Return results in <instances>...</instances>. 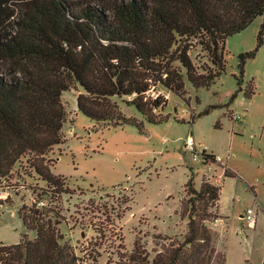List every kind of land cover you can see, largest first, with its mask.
Listing matches in <instances>:
<instances>
[{"label": "trees", "instance_id": "trees-1", "mask_svg": "<svg viewBox=\"0 0 264 264\" xmlns=\"http://www.w3.org/2000/svg\"><path fill=\"white\" fill-rule=\"evenodd\" d=\"M259 17L256 50L239 56V86L246 61L263 45L264 0H0V184L27 158L43 182L64 192L66 178L52 172L49 155L66 142L65 92L76 89L79 112L101 126H140L122 104L160 123L168 102L158 89L184 98L186 82L195 89L215 84L226 70V40ZM203 154L206 164L215 158ZM184 192L183 240L153 257L136 240L127 264L227 263L208 225L222 187L203 177L197 189L191 176ZM18 215L36 238L1 244L0 264H76L73 248L62 243L59 211L35 202Z\"/></svg>", "mask_w": 264, "mask_h": 264}, {"label": "rangeland", "instance_id": "rangeland-1", "mask_svg": "<svg viewBox=\"0 0 264 264\" xmlns=\"http://www.w3.org/2000/svg\"><path fill=\"white\" fill-rule=\"evenodd\" d=\"M262 23L259 17L226 40V70L209 88L186 82L184 98L159 88L168 102L159 112L167 119L160 123L122 104L140 126H101L79 112L76 89L65 92L66 142L49 155L52 172L66 178L64 192H54L23 159L0 184V245L18 244L24 234L36 238L18 211L43 202L40 208L59 211L62 243L73 248L76 264H127L136 240L153 257L187 232L181 205L193 176L197 189L203 177L222 187L218 209L210 210L217 217L208 225L226 264H264V36L238 84L239 56L256 50ZM190 136L200 153L222 163L207 159L206 164L201 155L194 160L186 148ZM225 169L235 175L225 177ZM254 204L260 208L251 227L240 216Z\"/></svg>", "mask_w": 264, "mask_h": 264}, {"label": "built area", "instance_id": "built-area-1", "mask_svg": "<svg viewBox=\"0 0 264 264\" xmlns=\"http://www.w3.org/2000/svg\"><path fill=\"white\" fill-rule=\"evenodd\" d=\"M235 119H239V117L235 118ZM186 148L194 153V160H198L199 156H203L204 158V154L200 153L197 148H196V144H195V140L190 136L187 139V145ZM215 163H222V159L220 157L215 156L214 158ZM219 182V180H218ZM39 205H43V202L38 203ZM259 204H254L252 207L248 208L246 213L243 215V220L251 227H254L256 225L257 219H258V212H259Z\"/></svg>", "mask_w": 264, "mask_h": 264}, {"label": "water", "instance_id": "water-1", "mask_svg": "<svg viewBox=\"0 0 264 264\" xmlns=\"http://www.w3.org/2000/svg\"><path fill=\"white\" fill-rule=\"evenodd\" d=\"M241 218H243V215H241Z\"/></svg>", "mask_w": 264, "mask_h": 264}, {"label": "crops", "instance_id": "crops-1", "mask_svg": "<svg viewBox=\"0 0 264 264\" xmlns=\"http://www.w3.org/2000/svg\"><path fill=\"white\" fill-rule=\"evenodd\" d=\"M241 217V216H240Z\"/></svg>", "mask_w": 264, "mask_h": 264}]
</instances>
